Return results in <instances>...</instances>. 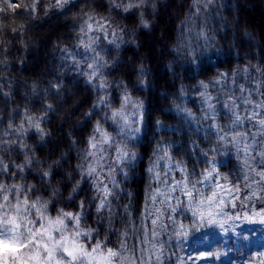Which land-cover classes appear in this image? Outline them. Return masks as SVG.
<instances>
[{"label": "clouds", "instance_id": "obj_1", "mask_svg": "<svg viewBox=\"0 0 264 264\" xmlns=\"http://www.w3.org/2000/svg\"><path fill=\"white\" fill-rule=\"evenodd\" d=\"M264 0H0V264H264Z\"/></svg>", "mask_w": 264, "mask_h": 264}, {"label": "trees", "instance_id": "obj_2", "mask_svg": "<svg viewBox=\"0 0 264 264\" xmlns=\"http://www.w3.org/2000/svg\"><path fill=\"white\" fill-rule=\"evenodd\" d=\"M264 91V89H262Z\"/></svg>", "mask_w": 264, "mask_h": 264}, {"label": "rangeland", "instance_id": "obj_3", "mask_svg": "<svg viewBox=\"0 0 264 264\" xmlns=\"http://www.w3.org/2000/svg\"><path fill=\"white\" fill-rule=\"evenodd\" d=\"M263 91V90H262Z\"/></svg>", "mask_w": 264, "mask_h": 264}]
</instances>
